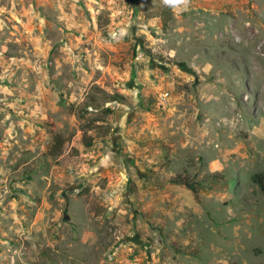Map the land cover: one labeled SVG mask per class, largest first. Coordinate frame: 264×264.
I'll return each instance as SVG.
<instances>
[{
  "label": "rangeland",
  "instance_id": "374dc122",
  "mask_svg": "<svg viewBox=\"0 0 264 264\" xmlns=\"http://www.w3.org/2000/svg\"><path fill=\"white\" fill-rule=\"evenodd\" d=\"M259 173L264 0H0V264H264Z\"/></svg>",
  "mask_w": 264,
  "mask_h": 264
},
{
  "label": "clouds",
  "instance_id": "9594fccd",
  "mask_svg": "<svg viewBox=\"0 0 264 264\" xmlns=\"http://www.w3.org/2000/svg\"><path fill=\"white\" fill-rule=\"evenodd\" d=\"M163 4L174 11L187 10L191 0H162Z\"/></svg>",
  "mask_w": 264,
  "mask_h": 264
},
{
  "label": "trees",
  "instance_id": "16d2710c",
  "mask_svg": "<svg viewBox=\"0 0 264 264\" xmlns=\"http://www.w3.org/2000/svg\"><path fill=\"white\" fill-rule=\"evenodd\" d=\"M59 153L57 155H59ZM252 181L260 187L262 193L264 194V174H255L252 176Z\"/></svg>",
  "mask_w": 264,
  "mask_h": 264
}]
</instances>
